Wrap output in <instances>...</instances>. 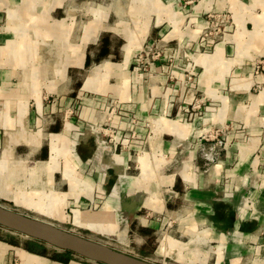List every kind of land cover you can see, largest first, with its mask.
Returning <instances> with one entry per match:
<instances>
[{"label":"crops","instance_id":"crops-1","mask_svg":"<svg viewBox=\"0 0 264 264\" xmlns=\"http://www.w3.org/2000/svg\"><path fill=\"white\" fill-rule=\"evenodd\" d=\"M24 4L17 14L18 0H0V201L155 264H264V80L248 66L264 53V0ZM225 12L235 31L212 43L207 15ZM146 44L162 53L148 71L133 65ZM222 129L228 146L211 163ZM104 210L112 223L74 222ZM2 231L0 264H81Z\"/></svg>","mask_w":264,"mask_h":264},{"label":"rangeland","instance_id":"rangeland-1","mask_svg":"<svg viewBox=\"0 0 264 264\" xmlns=\"http://www.w3.org/2000/svg\"><path fill=\"white\" fill-rule=\"evenodd\" d=\"M39 3V8L42 7L43 3V10L48 7H50V4H46V0H36ZM25 0H18V7L13 8V12H19V10L24 11L25 9ZM48 3V2H47ZM42 10V11H43ZM40 9V11H37V13H43ZM106 14V12H104L103 10H96V16L98 19V23H101L102 20L101 17H103ZM224 14V13H223ZM60 15V14H59ZM106 16V15H105ZM233 16V15H232ZM229 13L225 12L224 15H214V14H208L207 15V20H208V29H206L203 32V36L207 39H209L212 43L221 40L223 36H227V35H232L235 31V22L233 20V18ZM112 20H115V18H112ZM6 24V19L5 17H0V29L4 28ZM31 27H28V30H31ZM33 29L35 30V26H33ZM139 32H135L134 31V37L138 36ZM226 34V35H225ZM162 54L160 53V49L158 47V45L156 46L155 44H150V46L148 44L144 45L142 51L140 52V54L134 59L133 61V65L134 66H138L140 68H142L145 71H148L150 66L152 65V63L157 60V58L159 57V55ZM250 68L249 73L251 76H253L254 78H261V80H264V53L263 54H259L254 56L251 60H250V64L248 65ZM195 72L192 71V74H188L187 78L183 81V84H191L194 80L195 77ZM259 86V85H258ZM256 88V87H255ZM258 89V88H256ZM197 101L196 103L193 104V106L191 107L193 110H198L199 106H197ZM223 129L222 130H214V133L211 134L212 135V140L210 139V143L207 146L206 149V154H208V158L212 159L211 163L214 162L219 156H221L224 151L226 150L227 146H228V141L226 139V136H223ZM210 135V137H211ZM260 138V145L258 147V149L255 152V156L257 157V160L259 162V164L257 165V170L256 173H258V175L260 176H264V132H262L259 135ZM0 205L3 206L4 208L10 209L12 211H14L16 214H18L19 216L29 220V221H33V222H37V223H44L47 225H50L52 227L58 228L60 231V227L56 226L55 224L52 223H56L53 222L51 220H48L46 218V220H41L37 215L30 214V213H26L23 210H15L16 208L13 207L12 203L7 202V201H0ZM45 219V218H44ZM52 222V223H51ZM0 228H2L5 231H2L4 235L7 236V238L9 239V241L11 243H14L15 245H20L23 248H25L26 250L32 249L36 252H44V255L46 256H55V257H60V254H68L65 253L64 251H60V250H56L55 248L40 242L38 240H34L31 238H28L22 234L16 233L14 231H10L8 229H5L3 227L0 226ZM83 237L87 238V239H94L95 241H98L102 244H106L118 251L130 254L132 256L138 257V258H144V255H141L139 253H137V250L135 248H128L126 246L123 245V243H125L124 241L121 242L122 240L120 239H116V238H105V237H91L90 234H88L87 232H82ZM188 248V247H187ZM147 249H151V248H147ZM78 256V255H76ZM77 258V257H76ZM81 259V264H106V263H100V262H96L94 260H92L91 258H86V257H79ZM166 264H176L172 261H167Z\"/></svg>","mask_w":264,"mask_h":264},{"label":"water","instance_id":"water-1","mask_svg":"<svg viewBox=\"0 0 264 264\" xmlns=\"http://www.w3.org/2000/svg\"><path fill=\"white\" fill-rule=\"evenodd\" d=\"M20 217L21 216L14 211L0 205L1 227L43 242L56 250L70 252L106 264H111L109 259L120 261L123 264H155L145 259L118 251L92 239L82 238L64 232L62 233L59 230V233L43 230L24 223Z\"/></svg>","mask_w":264,"mask_h":264},{"label":"bare ground","instance_id":"bare-ground-1","mask_svg":"<svg viewBox=\"0 0 264 264\" xmlns=\"http://www.w3.org/2000/svg\"><path fill=\"white\" fill-rule=\"evenodd\" d=\"M98 16V15H97ZM131 50V49H129ZM106 65V64H105ZM16 187V186H15ZM57 196V195H56ZM51 197V196H50ZM59 197L61 198V196L59 195ZM64 198V196H63ZM52 201V199H51ZM59 201V200H58ZM49 202V201H48ZM51 204V203H50ZM56 206V205H55ZM62 206V205H61ZM54 207V206H53ZM61 208V207H60ZM59 208V209H60ZM50 209V208H49ZM48 209V210H49ZM55 214V213H54ZM57 214V213H56ZM109 211L108 210H104L103 212H100V213H96V214H87V213H81L79 211H74V222L75 224L77 225H84L88 228H93V229H97V226L103 224L104 222L106 223H112L113 220L111 218H109ZM56 216V215H55ZM20 219L26 223V224H29V225H33V226H36L38 228H41L43 230H46V231H50V232H53V233H59L58 229L55 228V227H52L50 225H47V224H44V223H37V222H33V221H29L25 218H22L20 217ZM112 227V226H111ZM63 233V232H62ZM163 243V242H162ZM176 245V244H175ZM178 245H181L178 243ZM161 246V245H160ZM183 246V245H182ZM176 247V246H175ZM185 247V246H184ZM177 250V249H176ZM181 250V249H180ZM182 251V250H181ZM179 252V251H178ZM182 254V253H181ZM110 260V263L111 264H123L121 263L120 261H117V260H113V259H109ZM200 260V259H199ZM198 260V261H199ZM196 261L195 259L194 260H191V262H194ZM195 263V262H194ZM200 263H205L204 260H200Z\"/></svg>","mask_w":264,"mask_h":264},{"label":"trees","instance_id":"trees-1","mask_svg":"<svg viewBox=\"0 0 264 264\" xmlns=\"http://www.w3.org/2000/svg\"><path fill=\"white\" fill-rule=\"evenodd\" d=\"M28 251H29V252H32V253H35V254L44 255V252H36V251H34V250H32V249H29V248H28ZM66 253L69 254L70 252H66ZM58 259L62 260V262H65V260L62 259V258H58Z\"/></svg>","mask_w":264,"mask_h":264},{"label":"built area","instance_id":"built-area-1","mask_svg":"<svg viewBox=\"0 0 264 264\" xmlns=\"http://www.w3.org/2000/svg\"><path fill=\"white\" fill-rule=\"evenodd\" d=\"M207 153V152H206ZM205 156H208V154H206ZM207 159H209L208 157H206ZM210 161H212V159H209Z\"/></svg>","mask_w":264,"mask_h":264}]
</instances>
